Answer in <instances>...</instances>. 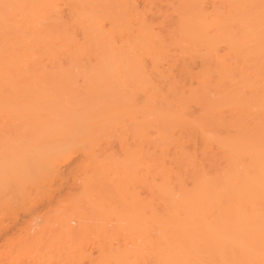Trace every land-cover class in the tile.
<instances>
[{
	"label": "rangeland",
	"instance_id": "374dc122",
	"mask_svg": "<svg viewBox=\"0 0 264 264\" xmlns=\"http://www.w3.org/2000/svg\"><path fill=\"white\" fill-rule=\"evenodd\" d=\"M30 1L33 20L0 23L20 58L0 63V264H156L201 181L243 205L236 173L264 160V0Z\"/></svg>",
	"mask_w": 264,
	"mask_h": 264
},
{
	"label": "bare ground",
	"instance_id": "6f19581e",
	"mask_svg": "<svg viewBox=\"0 0 264 264\" xmlns=\"http://www.w3.org/2000/svg\"><path fill=\"white\" fill-rule=\"evenodd\" d=\"M17 1L0 0V23L27 12L26 15L31 20L38 15L37 9L31 7L33 1L25 0V10L20 9ZM28 2L30 7L27 6ZM241 6L242 4H237L234 7L235 16ZM218 23L223 22L218 20ZM6 25L0 27L1 42L7 40L10 28H14L12 22L7 27ZM19 59L12 54L0 55V63H12ZM219 183V179L201 181V192L199 189L194 198L185 195L180 199L182 202L179 206L184 210L183 220H162L167 224V229L162 232L163 237L158 243L156 264H193L187 263L183 257L186 250L182 241L187 237L194 238L199 245V253L194 254L196 257L200 256L197 264H264V208L257 205L255 195L260 191L253 187L259 185L264 189V160H259L254 167L236 173L235 184L241 183L244 191L241 198L244 200L243 205L236 204L240 199L237 190L227 189L225 185L219 186ZM218 196H223L225 203L216 199ZM208 205L210 209H207ZM165 208L164 205L162 209ZM231 226L235 228L229 230Z\"/></svg>",
	"mask_w": 264,
	"mask_h": 264
}]
</instances>
